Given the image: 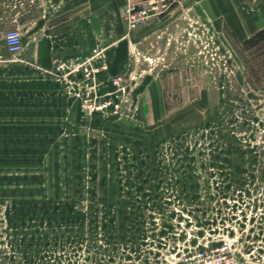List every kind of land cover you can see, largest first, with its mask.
<instances>
[{"label":"rangeland","instance_id":"obj_1","mask_svg":"<svg viewBox=\"0 0 264 264\" xmlns=\"http://www.w3.org/2000/svg\"><path fill=\"white\" fill-rule=\"evenodd\" d=\"M90 5L88 45L0 51V264H264V0Z\"/></svg>","mask_w":264,"mask_h":264},{"label":"crops","instance_id":"obj_2","mask_svg":"<svg viewBox=\"0 0 264 264\" xmlns=\"http://www.w3.org/2000/svg\"><path fill=\"white\" fill-rule=\"evenodd\" d=\"M52 1V0H51ZM90 0H57L47 5L37 0H0V51L5 50L2 35L7 29L34 30L36 46H86L91 41ZM115 29L106 22V29ZM121 30H125L123 26ZM22 35V33H21ZM62 55L57 51L48 55L29 54L26 63H49ZM64 58V57H63Z\"/></svg>","mask_w":264,"mask_h":264},{"label":"built area","instance_id":"obj_3","mask_svg":"<svg viewBox=\"0 0 264 264\" xmlns=\"http://www.w3.org/2000/svg\"><path fill=\"white\" fill-rule=\"evenodd\" d=\"M172 3L173 0H124V21L128 27L135 28L145 23L148 18L166 12ZM1 40L4 49L9 54L14 55L21 52L22 35L18 29H7ZM204 258H206V252L197 250L193 256L186 259L184 264H198V260Z\"/></svg>","mask_w":264,"mask_h":264},{"label":"trees","instance_id":"obj_4","mask_svg":"<svg viewBox=\"0 0 264 264\" xmlns=\"http://www.w3.org/2000/svg\"><path fill=\"white\" fill-rule=\"evenodd\" d=\"M261 42H264V28L255 33L248 40L244 41L243 44L248 47H254L259 45Z\"/></svg>","mask_w":264,"mask_h":264}]
</instances>
